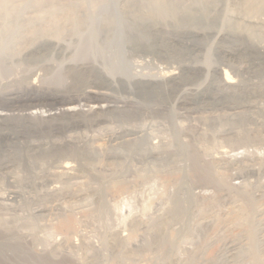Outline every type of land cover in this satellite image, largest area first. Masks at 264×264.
Returning a JSON list of instances; mask_svg holds the SVG:
<instances>
[{
    "label": "bare ground",
    "instance_id": "bare-ground-1",
    "mask_svg": "<svg viewBox=\"0 0 264 264\" xmlns=\"http://www.w3.org/2000/svg\"><path fill=\"white\" fill-rule=\"evenodd\" d=\"M120 17L125 43L131 54L166 64L162 76L115 81L94 65L83 62L65 66L66 58L59 44L53 39L39 40L27 53L25 51L23 60L31 72L21 83L22 89L0 94L3 100L13 102L19 98L18 101L23 99L35 104H30L22 112L8 114L0 111V179H6L10 184L14 179L15 182L21 181L24 176L14 175L20 167H23L25 176L32 179L36 170L50 167L52 163L66 170L69 167L67 159L75 157L92 170L105 151L92 147L88 140L81 143L77 138L72 139L67 133L109 121L110 118L126 125L120 131L108 133V140L118 144L110 148L117 159L130 156L133 151L147 154L145 136L131 121L153 107L171 109L168 111L171 120L175 106L186 112L195 109L209 111L211 108L240 109L222 120L230 126V132L237 134L235 141L244 145H264V0H190L187 4L178 0H153L124 10ZM113 28L111 21L105 24L103 31L111 34ZM211 48L217 52L219 61L212 67V78L207 83L203 79L208 72L201 59ZM41 70L42 75L37 72ZM38 78L46 86L37 85ZM91 98L94 101L89 100ZM84 101L89 103L83 104ZM41 102L52 104L47 110H39L37 106ZM57 104H61L60 107H55ZM80 105L86 106V109H80ZM177 130L172 133V143L159 152V165L153 163L150 167L156 173L163 170L174 174L173 177L170 175V180L168 178V184L175 186L172 200L167 198L170 203L167 215L149 226L154 235L153 264H264L261 257L264 253V182L260 183V180L250 184L247 178H243L245 171L256 170L254 163L249 167L251 164L244 165L245 162L240 161L242 165L238 160L237 166L241 167L236 173L238 175L232 178L234 186L227 175L218 172L216 163L200 160L195 146L182 143ZM60 138L63 140L59 141ZM181 162L190 164L182 167ZM251 162L255 161L252 159ZM258 164L264 167V160ZM113 179L111 184L119 185L117 177ZM238 179L241 181L237 183ZM190 181L204 182L215 189L228 191L225 196L216 193L214 197L205 199L206 203L209 202L208 207L227 202L232 204V211L226 215L231 216L230 220L238 231L225 237L222 251L212 258L204 255L215 241L210 232L225 213L221 215L214 211L212 215L213 208L199 207V199L190 191ZM17 194L16 191H9L10 198H15ZM104 199L100 193L95 207V212L100 215L110 212ZM196 215L203 216L198 219L202 240H194L192 236V221L195 222ZM204 220L209 223L202 222ZM172 223L181 224V227L172 230ZM61 224L64 231L73 225L68 220ZM7 225L4 221L0 222V256L7 250H22L19 243H9L14 235H4L1 228H7ZM25 226L35 227L37 223H25ZM129 227L133 235L138 230V221H133ZM187 239L194 240L197 247L183 258H175L181 243ZM127 241L126 237H114L112 256L107 264H122ZM41 264L51 263L43 261Z\"/></svg>",
    "mask_w": 264,
    "mask_h": 264
},
{
    "label": "rangeland",
    "instance_id": "rangeland-1",
    "mask_svg": "<svg viewBox=\"0 0 264 264\" xmlns=\"http://www.w3.org/2000/svg\"><path fill=\"white\" fill-rule=\"evenodd\" d=\"M152 1L0 0V94L22 89L21 83L31 72V68L29 69L23 60L25 51L27 53V50L42 39H53L59 44L66 58L65 66L84 62L102 69L115 81L121 78L161 77L166 64L150 57L143 58L131 54L129 46L125 43L124 27L120 17L124 10L146 5ZM178 1L183 4L190 2V0ZM111 21L114 23V28L111 34H107L103 28ZM201 61L208 72L203 80L206 79L204 82L208 83L212 78L210 77L212 67L219 61L215 49L211 48L206 52ZM37 72L43 74L42 70ZM40 79H37L36 84L46 86ZM117 95L127 96L124 93ZM18 99L12 102L0 98V111L8 114L22 112L24 108L33 104ZM89 100L94 101L93 98ZM51 104L52 102H41L37 108L47 110ZM59 105L61 104L55 107H60ZM78 107L86 109V106ZM213 109L202 112L201 109H195L186 112L175 106L172 108L173 120L168 118V111L171 109L161 110L159 107L146 109L144 114L131 122L134 127L141 129L146 137L145 139L143 136L145 143L147 142V154L142 155L138 151H133L130 156H123L120 159H117L114 150L110 149L118 145L117 142L108 140V133L120 131L126 126L118 119L110 118L109 121L90 127L74 129L67 133L68 137L77 138L80 142L89 141L92 147L105 151L104 157L102 156L101 160L95 163L92 170L90 167L87 169V166L82 164V160L75 157L76 159H67L68 170L57 168V163H52L50 167L45 168L46 170H36L32 179L26 177L23 167H20L14 171V175L24 176L23 181L15 182L14 179L10 184L6 179H0V222L4 221L8 224L7 228L1 230L5 236L14 235L15 238L10 239L9 243H19L22 246L19 252L7 250L0 256V264H41L43 261L51 264L56 262L107 264V260L112 256L116 236L128 239L123 249L125 257L122 264H153L154 235L150 232L149 226L153 221L167 215L170 206L167 198L170 197L169 199L172 200L175 186L168 184L174 174L163 170L156 173L150 167L153 163L159 165V152L165 145L172 143L174 129H178V138L182 143L195 146L198 155L201 156L200 160L216 163L218 172L227 175L230 183H234L232 178L240 171L241 165L237 166L240 161L245 162L244 165L251 164L249 167L254 163V168L256 167V170L248 171L249 173L245 171L243 174V178H247L248 183L256 184L260 180V183L264 182V167L258 164L264 160V145L258 143L244 145L243 142L235 141L237 134L230 132V126L222 121L224 117L233 115L240 109L233 111ZM250 159L257 161V164ZM180 164L182 167H187L190 162ZM114 177H117L120 186L112 185ZM166 178L169 180H165ZM240 181L241 179H238L237 183ZM190 183L191 193L200 201L199 207L213 208L212 215L215 212L221 215L225 213L221 216L222 220H219L210 232L211 238L215 241L204 255L206 258H212L222 251L224 243L222 241L225 237L232 236L238 231L230 220L231 216L226 215L227 212L232 211V204L229 205L226 200L227 203L223 205L220 203L208 207L209 202L206 203L205 199L217 194L225 196L228 191L215 189L204 182L190 181ZM12 190L18 193L15 198L13 197L14 199L9 197V191ZM100 193L105 197L103 201L110 207L108 215L95 212ZM42 197L44 198L41 199ZM200 217L203 216L196 215L195 222L192 221L194 240L198 238L202 240L200 237L202 228L198 221ZM66 220L73 225L71 229L64 231L61 223ZM133 221H138L139 227L132 235L129 226ZM209 221L202 222L209 223ZM31 222L37 223V226L30 228L25 226V223ZM180 227L181 224L177 223H172L171 226L172 230ZM194 240L187 239L181 243L179 253L174 257L183 258L186 253L195 250L197 246ZM261 257L264 258V253Z\"/></svg>",
    "mask_w": 264,
    "mask_h": 264
}]
</instances>
